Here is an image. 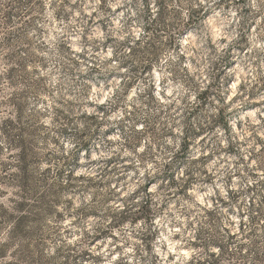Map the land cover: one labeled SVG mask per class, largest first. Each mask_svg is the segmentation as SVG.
Here are the masks:
<instances>
[{
    "label": "clouds",
    "instance_id": "clouds-1",
    "mask_svg": "<svg viewBox=\"0 0 264 264\" xmlns=\"http://www.w3.org/2000/svg\"><path fill=\"white\" fill-rule=\"evenodd\" d=\"M0 264H264V0H0Z\"/></svg>",
    "mask_w": 264,
    "mask_h": 264
}]
</instances>
